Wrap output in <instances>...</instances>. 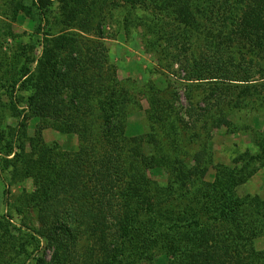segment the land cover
I'll return each mask as SVG.
<instances>
[{
	"label": "trees",
	"instance_id": "16d2710c",
	"mask_svg": "<svg viewBox=\"0 0 264 264\" xmlns=\"http://www.w3.org/2000/svg\"><path fill=\"white\" fill-rule=\"evenodd\" d=\"M29 1L12 0L10 20L20 12L38 17L40 37L17 42L10 23L0 26V39L17 45L2 52L0 44V156L1 170L17 171L28 143L29 170L39 182L30 205L37 228L31 235L0 217V257L8 251L10 261L29 258L27 244L42 246L34 264H150L152 251L168 264H264V250L255 248L264 238V200L236 194L264 160V134L255 135L258 155L216 166L214 182L202 185L212 162L207 126L229 129L234 114L257 103L263 109L264 0L181 5L188 12L181 28L214 42L201 74L215 87L208 95L187 94L181 110L174 92L146 83L145 94L161 105L159 116L146 117L155 139L148 154L125 134L130 95L103 43L113 10L103 15L97 0H57V12L47 5L52 1ZM5 117L17 121V131ZM31 118L39 124L26 138L20 131ZM49 128L76 135L77 150L45 144ZM156 162L166 172L161 185L146 174Z\"/></svg>",
	"mask_w": 264,
	"mask_h": 264
},
{
	"label": "rangeland",
	"instance_id": "374dc122",
	"mask_svg": "<svg viewBox=\"0 0 264 264\" xmlns=\"http://www.w3.org/2000/svg\"><path fill=\"white\" fill-rule=\"evenodd\" d=\"M42 1H52L47 5L58 11L57 0ZM129 1L132 5L125 0H97V3L102 5L103 15H106L109 9L113 10V19L105 27L106 38L103 43L107 47L110 62L116 68L117 83L130 95L126 138L131 143L141 145L143 152L148 154L151 153L155 139L150 132L146 117L159 116L161 105L159 100H150L145 94L146 83L152 82L159 88L174 92L181 110L187 107V94L208 95L215 80L202 79L201 68L206 56L212 53L211 45L214 42L204 39V35H210L208 33L189 32L181 28V23L185 25L187 23L188 12L183 6L181 7L186 0ZM22 2L25 5L30 4L29 0ZM13 3L12 0H0V26L10 23L14 28L13 38L17 39V42L21 40L27 43L31 38L40 37L44 23L38 17L33 20L20 12L15 22L11 23L8 7ZM205 27L212 30L210 24ZM12 43L10 38L5 41L0 39L2 52H9L12 46L17 47ZM40 50V47L36 49V55H39ZM259 79L260 76L256 74L254 83L259 84L261 82ZM257 105L259 104L231 116L232 126L229 129L207 126L212 162L203 180L204 187H209L214 182L216 166H232L234 160L245 153L252 156L259 154L255 135L264 134V104L263 109L258 108ZM199 107L202 108L203 104ZM5 119L7 120L5 124L15 131L18 130L17 121H10L7 117ZM38 124V118L29 119L20 134L24 133L26 138H32ZM43 140L45 144L67 152L76 151L78 146L76 135L60 133L51 128L43 131ZM14 150L16 151V148ZM30 154L26 142L17 171L12 167L1 170L2 156H0V217H5L11 225L32 235L37 228V222L30 205L31 200L35 199L39 192V182L29 170L32 166ZM13 156L12 154L8 158L11 159ZM252 171L253 174L237 188L236 194L240 198L249 196L264 200V160L255 162ZM146 174L156 185L164 184L167 178L166 172L157 162L146 171ZM11 232L20 239V234L13 229ZM21 240L18 243H21ZM86 246H89V243ZM25 248L29 258L20 254L17 259L10 261V255L6 251L5 256L0 257V264H34L35 257L42 256V246L37 251L33 245L25 244ZM255 248L264 250V238L255 241ZM50 254L51 251L45 252L44 259L47 262ZM151 255L150 264H168V257L164 253L152 251ZM140 264H149V262L145 260Z\"/></svg>",
	"mask_w": 264,
	"mask_h": 264
}]
</instances>
